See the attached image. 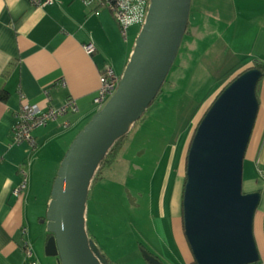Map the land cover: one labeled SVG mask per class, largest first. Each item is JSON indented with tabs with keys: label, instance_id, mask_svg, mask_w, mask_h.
<instances>
[{
	"label": "crops",
	"instance_id": "obj_1",
	"mask_svg": "<svg viewBox=\"0 0 264 264\" xmlns=\"http://www.w3.org/2000/svg\"><path fill=\"white\" fill-rule=\"evenodd\" d=\"M231 6V22L223 27L219 39L226 36L234 55L250 57L239 63L229 79L251 66L254 59L264 62V0H231ZM207 8L208 0L198 5L195 24L191 22L186 33L194 36V26L206 32L214 28ZM138 33L129 34L128 30L125 39L110 9L92 8L81 0H54L45 5H34L31 0H0V264H31L21 247L25 239L32 244L38 261L46 264L45 248L50 235L44 217L57 170L77 133L98 110L94 97L101 86V74L111 68L122 75ZM89 43L93 45L90 52L84 47ZM197 47L194 41L189 50L193 53ZM211 50L206 59L214 62L222 58L219 53L226 51L220 47ZM224 84L208 98L205 107ZM169 85L172 89L174 83ZM256 96L259 108L243 161L242 190L260 194L253 221L260 257L251 264H264V72ZM70 98L77 100L78 110L68 109L56 121L37 128L35 146L11 143L17 112L23 103H37L46 110ZM64 122L69 125L64 126ZM25 162L30 163L29 187L21 196H15L13 189L21 181L19 166ZM182 173L169 199L168 214L172 234L189 264L193 254L183 228ZM40 186L45 199L36 189ZM86 225L89 230L87 211ZM38 233L40 237H36ZM95 236L92 239L100 256L111 264ZM41 240L40 252L37 244ZM51 257V264H61L57 256Z\"/></svg>",
	"mask_w": 264,
	"mask_h": 264
},
{
	"label": "water",
	"instance_id": "obj_2",
	"mask_svg": "<svg viewBox=\"0 0 264 264\" xmlns=\"http://www.w3.org/2000/svg\"><path fill=\"white\" fill-rule=\"evenodd\" d=\"M191 0H150L148 14L112 96L66 151L46 211L45 253L61 264H107L86 225L89 189L114 143L129 133L161 90L189 23ZM262 71H240L223 88L193 134L187 153L184 233L197 264L259 260L253 221L259 192L242 190L243 161L259 103ZM96 250H95V248ZM150 264H163L154 254Z\"/></svg>",
	"mask_w": 264,
	"mask_h": 264
},
{
	"label": "rangeland",
	"instance_id": "obj_3",
	"mask_svg": "<svg viewBox=\"0 0 264 264\" xmlns=\"http://www.w3.org/2000/svg\"><path fill=\"white\" fill-rule=\"evenodd\" d=\"M204 2L191 0L190 24H195L197 7ZM231 8V0H208L214 28L206 32L201 26L198 30L194 26V36L184 35L161 92L144 119L129 133L119 161L105 172L103 181L93 184L87 201L89 233L96 235L111 264H149L143 250L150 252L147 256L152 253L165 264H188L172 234L168 202L182 171L180 198L183 199L186 155L194 129L200 123L202 107L239 63L250 57L234 55L226 36L219 39L223 27L231 22ZM141 27L132 25L129 34L135 35ZM194 41L198 47L192 53L189 49ZM212 47L226 50L219 53L222 57L217 60L219 63L206 59L211 56ZM171 83H174L172 89ZM36 189L40 190V198L45 199L43 186ZM36 237H40L39 233ZM41 244L42 240L37 244L40 252ZM44 258L46 264H51L54 257Z\"/></svg>",
	"mask_w": 264,
	"mask_h": 264
},
{
	"label": "built area",
	"instance_id": "obj_4",
	"mask_svg": "<svg viewBox=\"0 0 264 264\" xmlns=\"http://www.w3.org/2000/svg\"><path fill=\"white\" fill-rule=\"evenodd\" d=\"M54 0H31L34 5L51 4ZM87 6L92 8H108L112 11L123 37L128 36L129 28L134 24L143 25L148 14L150 0H81ZM87 51L93 50L92 44H85ZM121 74H117L113 69L107 68L101 74V86L98 88L94 97V102L99 107L115 92ZM68 109L78 110V103L75 98L68 99L60 106H51L44 110L37 103L25 102L21 105L17 112V122L13 128L12 141L13 144L28 143L31 146L36 145L35 131L39 127L48 125L50 122L56 121L60 116L64 115ZM68 126V122L63 123ZM29 162H25L19 166L21 181L13 189L15 196H21L29 187ZM26 254L28 257H34L35 252L32 244L26 243ZM36 258V257H35ZM31 264H41L38 259L32 260Z\"/></svg>",
	"mask_w": 264,
	"mask_h": 264
},
{
	"label": "trees",
	"instance_id": "obj_5",
	"mask_svg": "<svg viewBox=\"0 0 264 264\" xmlns=\"http://www.w3.org/2000/svg\"><path fill=\"white\" fill-rule=\"evenodd\" d=\"M189 27H190V22L188 23V26H187V30L186 32L189 31ZM258 68L259 70L262 71V73L264 72V62H262L261 60L259 59H254L253 60V63L251 66H247L246 68L244 69H247V68ZM243 69V70H244ZM242 70V71H243ZM236 76V75H235ZM233 76L231 79H229L225 84L224 86L221 88V90L214 96V98L208 102V104L205 106L202 107V110H201V119L203 118V116L206 114V112L208 111V109L210 108V106L212 105V103L215 101V99L217 98V96L219 95V93L223 90V88L235 77ZM167 80V79H166ZM165 80V81H166ZM161 92V90L159 91V93ZM158 93V94H159ZM155 100V99H154ZM153 103V102H152ZM151 103V104H152ZM148 110V109H147ZM147 110L144 112V114L135 122V124L132 126L131 130L129 131V133L138 125V123H140L141 120L144 119L145 115H146V112ZM200 119V121H201ZM199 121V122H200ZM194 132H195V129H194ZM193 132V134H194ZM129 133H127L126 135H124L123 137H121L120 139H118L114 145L110 148V150L108 151L107 155L103 158L95 176H94V179L92 181V183H95L96 181L98 180H102L104 177H105V172L110 169V168H113L114 165L119 161V157L121 156V154L123 153V150H125V143L126 141L128 140V136H129ZM193 134H192V137H193ZM191 137V139H192ZM190 143H191V140H190ZM189 147V146H188ZM187 157V155H186ZM187 162V161H186ZM185 185V183H184ZM184 189V187H183ZM45 218V217H44ZM87 231H88V234L90 236V238L92 239L93 235L89 233V230L87 228ZM93 240V239H92ZM26 243H30L29 241H26L23 240L22 244H21V247L24 249V252L26 254ZM31 244V243H30ZM142 246V245H141ZM143 247V246H142ZM144 248V247H143ZM147 253H150L148 251H145L143 250V255L145 256V258H147ZM152 254V253H151ZM27 256V254H26ZM28 260L30 262H32V260L36 259L35 256L34 257H28ZM150 264V263H149ZM189 264H197L196 261H191Z\"/></svg>",
	"mask_w": 264,
	"mask_h": 264
}]
</instances>
